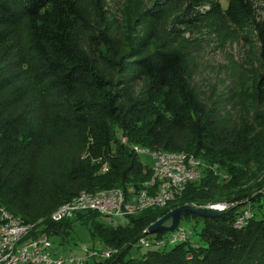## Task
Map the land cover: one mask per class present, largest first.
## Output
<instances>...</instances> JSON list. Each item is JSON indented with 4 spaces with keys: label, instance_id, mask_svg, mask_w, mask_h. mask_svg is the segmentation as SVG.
I'll use <instances>...</instances> for the list:
<instances>
[{
    "label": "trees",
    "instance_id": "1",
    "mask_svg": "<svg viewBox=\"0 0 264 264\" xmlns=\"http://www.w3.org/2000/svg\"><path fill=\"white\" fill-rule=\"evenodd\" d=\"M262 9L264 0H228L226 8L153 0L136 19L141 33L118 41L105 0H0V209L35 225L30 237H61V245L75 221L91 225L120 251L95 264H264V91L240 83L226 96L201 90L188 63L207 39L245 33L255 37L264 79ZM135 148L193 156L202 175L167 207L126 225L96 212L50 219L83 192L138 190L152 173ZM220 202L232 206L191 229L197 243L127 259L171 210ZM255 207L260 217L235 229Z\"/></svg>",
    "mask_w": 264,
    "mask_h": 264
},
{
    "label": "built area",
    "instance_id": "2",
    "mask_svg": "<svg viewBox=\"0 0 264 264\" xmlns=\"http://www.w3.org/2000/svg\"><path fill=\"white\" fill-rule=\"evenodd\" d=\"M139 154L151 156V178L138 190L127 193L121 189L83 192L76 198L60 206L52 215L54 222L69 219L82 212H96L102 216L134 217L149 209H162L179 197L186 186L199 180L202 175V163L193 156L178 152L148 151L135 148ZM206 207L225 212L230 207L227 203L210 204ZM254 218L251 210L240 213L234 223L237 230L244 229ZM31 225H24L9 212L0 209V264H51L53 245L46 237L27 238ZM191 229L179 226L165 239L143 237L139 245L148 249L162 248L187 242ZM117 253V252H116ZM115 250L94 251L87 257H67L53 260L54 264H86L87 259L109 258ZM190 259V258H188Z\"/></svg>",
    "mask_w": 264,
    "mask_h": 264
},
{
    "label": "rangeland",
    "instance_id": "3",
    "mask_svg": "<svg viewBox=\"0 0 264 264\" xmlns=\"http://www.w3.org/2000/svg\"><path fill=\"white\" fill-rule=\"evenodd\" d=\"M108 13V24L112 34L118 41L126 39L131 33H141L140 22H136L138 15L153 0H105ZM222 7L228 6V0H219ZM261 16L264 18V9L261 10ZM132 30V31H131ZM189 35L187 34L186 37ZM255 37L245 33H223L207 39L200 46L191 50L189 69L193 81L197 88L210 92L215 90L218 94L228 95L239 83L244 89L252 85L254 89L257 86L262 87L264 91V79L261 78L258 67L257 50L258 45L254 41ZM246 86V87H245ZM142 162L151 167L152 158L148 154H141ZM252 211V209H249ZM246 211V210H245ZM254 214L260 217L258 208L253 209ZM128 218L118 217L105 218V221L113 226L126 225ZM186 229H197L200 231L203 226V219L198 217L197 222L181 221L180 223ZM71 235L68 242L61 245V237H55L52 240L53 249L51 254L58 258L67 257H86L92 252H102L108 250V246L100 239L98 235L93 236L91 225L75 221L73 223ZM191 240L197 243L199 238L193 235ZM153 238V234L148 236ZM172 246L168 245V249ZM148 251V248L140 247L137 244L132 248L127 259L139 258ZM98 259L88 258L86 264H95Z\"/></svg>",
    "mask_w": 264,
    "mask_h": 264
},
{
    "label": "water",
    "instance_id": "4",
    "mask_svg": "<svg viewBox=\"0 0 264 264\" xmlns=\"http://www.w3.org/2000/svg\"><path fill=\"white\" fill-rule=\"evenodd\" d=\"M262 193H264V189L263 191H260ZM221 203H227V202H220V203H216V204H221ZM214 204V205H216ZM230 205V207L232 206L230 203H227ZM210 205V204H207ZM207 205H203V206H207ZM230 207L228 208V210L230 209ZM227 210V211H228ZM226 212V211H225ZM225 212H220L218 210H212L206 207H202V206H198V205H184L181 207H178L174 210H171L169 213H167L165 216H163L161 219H159L157 222H155L154 224H152L150 227H148L144 233H143V237H147L150 236L152 234H157L159 232H173L175 231L179 226H182L180 223L182 221V217L184 216V214L186 213H192L200 218H216L218 216H221L223 213ZM244 212V211H243ZM253 212V211H252ZM254 214V213H253ZM53 215V214H52ZM52 215L50 217V219L53 221L52 219ZM126 218H130V217H126ZM54 222V221H53ZM32 227L27 235V238H38V237H30V233L31 230L34 228L35 225L30 224ZM39 237H46V236H39ZM142 237V238H143ZM48 238V237H46ZM49 239V238H48ZM141 239V238H140ZM139 239V240H140ZM50 240V239H49ZM138 240V242H139ZM50 242L52 243V240H50ZM137 242V244L139 245V243ZM136 244V245H137ZM53 245V243H52ZM135 245V246H136ZM141 246L139 245V248ZM108 250H115V254H113L111 257L109 258H99L98 261H103V260H108L113 258L114 256L119 254V249L117 248H109ZM117 252V253H116ZM52 255V254H51ZM87 257V256H86ZM52 259L53 260H58V259H63V258H58V257H54L52 255ZM96 259V258H95ZM52 260L51 264H54ZM97 261V262H98ZM88 262V259H87ZM86 262V263H87ZM57 264V263H56Z\"/></svg>",
    "mask_w": 264,
    "mask_h": 264
},
{
    "label": "bare ground",
    "instance_id": "5",
    "mask_svg": "<svg viewBox=\"0 0 264 264\" xmlns=\"http://www.w3.org/2000/svg\"><path fill=\"white\" fill-rule=\"evenodd\" d=\"M150 180V179H149Z\"/></svg>",
    "mask_w": 264,
    "mask_h": 264
}]
</instances>
